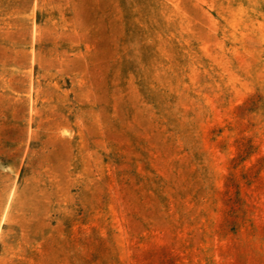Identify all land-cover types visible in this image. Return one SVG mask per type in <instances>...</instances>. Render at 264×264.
<instances>
[{
  "label": "rangeland",
  "instance_id": "rangeland-1",
  "mask_svg": "<svg viewBox=\"0 0 264 264\" xmlns=\"http://www.w3.org/2000/svg\"><path fill=\"white\" fill-rule=\"evenodd\" d=\"M0 264H264V0H0Z\"/></svg>",
  "mask_w": 264,
  "mask_h": 264
}]
</instances>
